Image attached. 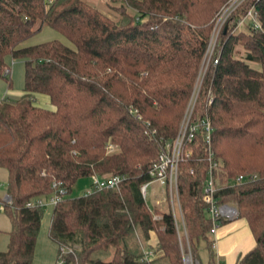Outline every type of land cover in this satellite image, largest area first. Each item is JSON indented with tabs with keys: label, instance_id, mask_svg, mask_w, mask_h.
<instances>
[{
	"label": "trees",
	"instance_id": "obj_1",
	"mask_svg": "<svg viewBox=\"0 0 264 264\" xmlns=\"http://www.w3.org/2000/svg\"><path fill=\"white\" fill-rule=\"evenodd\" d=\"M103 1L100 10L85 0H0V77L9 79L7 55L23 62L21 95L0 99V167L10 199L2 202L10 230L0 264L32 263L42 208L25 203L45 198L52 182L65 189L47 231L62 264H144L143 249L154 255L149 264H182L170 213L154 219L139 186L177 134L212 23L228 0ZM250 6L260 28L234 29ZM44 26L68 43L23 45ZM235 45L241 58L234 57ZM214 56L191 120L209 119L215 198L236 203V217L245 219L255 242L235 264H264V0H245L230 14ZM35 94L46 95L53 108L34 104ZM107 143L115 151L107 153ZM185 147L192 153L178 161L177 191L189 251L201 264L203 248L207 264H216L200 199L207 152L203 145ZM245 174L255 179L234 182ZM92 175L124 180L118 189L67 197L79 178ZM152 233L155 245H146Z\"/></svg>",
	"mask_w": 264,
	"mask_h": 264
},
{
	"label": "built area",
	"instance_id": "obj_2",
	"mask_svg": "<svg viewBox=\"0 0 264 264\" xmlns=\"http://www.w3.org/2000/svg\"><path fill=\"white\" fill-rule=\"evenodd\" d=\"M49 1V0H46ZM245 0H228L217 13L210 36L207 42V46L204 52V57L207 58V62L211 60L212 64L217 63V57L214 56L215 44L219 33L224 27H228L229 16L235 11ZM245 24H249L254 29L260 28V23L257 17V12L253 6L247 8L245 13L236 20L234 29H239ZM8 69L5 70L7 72ZM204 71L200 72L197 76V81L192 87L186 108L184 110L182 119L179 123L178 131L175 138L171 142H165L158 153L156 160L150 165L147 170L149 179L139 186V193L146 205V193L147 188L152 184H155V188L152 190V197L154 199V205L150 212L153 213V218H160L163 212H169L174 230L177 236L178 246L180 248L182 264H198L196 259L193 260L189 251L185 227L182 217V210L179 203L178 191H177V165L178 161L188 158L191 155V149L186 148V144H192V148L195 149L199 145H203L204 151L207 152L208 169L206 171V179L202 187L201 201L206 206V212L210 219L209 234L213 235L220 219L229 220L237 215V206L233 202L218 203L215 198V178L213 171L217 169V162L212 160V153L210 151V133L211 125L206 115L201 116L197 120H191L194 104L201 85V79ZM210 102V98L208 103ZM137 119L136 111H133ZM196 134L200 135V140H195ZM107 153L115 151V146L111 143H107L105 146ZM191 173V170L189 171ZM90 178V190L100 189H118L119 185L124 180L122 175H109L99 177L92 175ZM255 179L254 174L238 175L235 179V183H242L245 181H251ZM233 182V183H234ZM51 192L45 198H35L25 203L26 207L43 208L47 205H56L65 194V189L61 186L60 182H52L50 185ZM159 191V192H158ZM8 196H5L2 202H9ZM2 202H0V210H2ZM147 207V206H146ZM182 238V243H181ZM155 245V244H154ZM211 247H213V240H211ZM60 253H67V249L60 248ZM153 253L149 250L143 249L142 260L144 264H149V261L153 258ZM56 264H62L60 256L56 260ZM216 264H219L216 262Z\"/></svg>",
	"mask_w": 264,
	"mask_h": 264
},
{
	"label": "rangeland",
	"instance_id": "obj_3",
	"mask_svg": "<svg viewBox=\"0 0 264 264\" xmlns=\"http://www.w3.org/2000/svg\"><path fill=\"white\" fill-rule=\"evenodd\" d=\"M87 3L96 6L98 9L103 10L104 9V1L103 0H85ZM216 17V16H215ZM214 22V21H213ZM213 25V23H212ZM212 28V26H211ZM41 30V29H40ZM38 31L34 35L30 36L28 39H26L23 42V45L25 44H31V43H38L39 41H45L52 38H59L61 41L68 43V41L61 36L58 32L55 30L44 26L41 31ZM211 32V31H210ZM210 36V34H209ZM243 49L240 45H235L234 47V57L241 58L243 55ZM5 62L9 71V79L6 80L3 77H0V99L5 98L9 100H16L19 98V96L22 93V86H23V62L20 59H14L12 60L8 55L5 57ZM208 62L207 58L203 56L197 75L194 80V84L197 81V76L200 72L204 71L202 79L204 77L205 71L207 69ZM201 79V81H202ZM193 84V85H194ZM193 87V86H192ZM34 104L45 107V108H51V104L49 103L48 97L46 95L42 94H35L33 99ZM184 113V112H183ZM90 179L89 177H82L79 178L74 185L71 187L70 192L68 193L67 197L74 198L78 197L90 190ZM155 188V184H152L147 188L146 193V206L147 208L151 209L154 205V199L152 197V190ZM5 185L4 183H0V195L4 192ZM157 190V189H156ZM159 192V191H158ZM1 197V196H0ZM232 202V201H230ZM235 205L236 203L233 202ZM51 207H45L42 209V215L40 220V228L37 235V241H36V251L34 252V264H56V255H57V248L51 247L52 253L49 251L47 245L51 244L48 240V226L50 223V215H51ZM152 239H154V236L152 235ZM199 260L201 264H204L206 253L203 248H200L199 250ZM50 255V260H48V256ZM193 258V257H192ZM194 260V258H193Z\"/></svg>",
	"mask_w": 264,
	"mask_h": 264
},
{
	"label": "crops",
	"instance_id": "obj_4",
	"mask_svg": "<svg viewBox=\"0 0 264 264\" xmlns=\"http://www.w3.org/2000/svg\"><path fill=\"white\" fill-rule=\"evenodd\" d=\"M52 39L60 40L58 37L52 38ZM52 39H49V40H52ZM45 41H48V40H45ZM41 42H44V41H41ZM41 42L39 41L38 43H41ZM32 44H37V43H31L27 45H32ZM39 107H42V106H39ZM42 108H45V107H42ZM52 108L53 106L51 105V108H45V109H52ZM5 181H6V171L0 167V183H4L5 185ZM0 196H1L0 202H2L5 196H7L6 187H5L4 192ZM48 206L52 208V206L50 205H47L45 207H48ZM45 207H43L42 209H44ZM9 230H10V222L8 218L0 210V250L1 251L6 248L7 232ZM152 235L154 236V234L152 233L150 234L148 240H146L145 242L146 245L153 246L155 244L156 238L154 236V239H152ZM210 237L213 240V247H211V249L214 252L216 261L219 264H235L237 259L240 256L248 252L255 245L254 239L251 235V232L249 231V228H248V225L245 219L238 218L236 216L229 219L226 222L218 224L215 229L214 234L210 235ZM36 241H37V237H36L35 245H34L33 259H34V254H35L34 252L36 251V246H37ZM49 242L51 244L50 245L48 244L47 247L49 251L52 253L51 247L55 248L56 245L50 240ZM33 259H32L31 264H34ZM47 259L50 260V255L48 256ZM204 264H207L206 257H205Z\"/></svg>",
	"mask_w": 264,
	"mask_h": 264
},
{
	"label": "water",
	"instance_id": "obj_5",
	"mask_svg": "<svg viewBox=\"0 0 264 264\" xmlns=\"http://www.w3.org/2000/svg\"><path fill=\"white\" fill-rule=\"evenodd\" d=\"M226 27L223 28V32H225ZM8 196V195H7ZM9 197V196H8Z\"/></svg>",
	"mask_w": 264,
	"mask_h": 264
}]
</instances>
